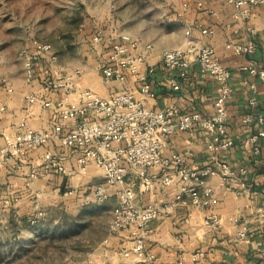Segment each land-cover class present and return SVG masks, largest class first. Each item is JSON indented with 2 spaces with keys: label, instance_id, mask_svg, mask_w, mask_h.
Segmentation results:
<instances>
[{
  "label": "crops",
  "instance_id": "1",
  "mask_svg": "<svg viewBox=\"0 0 264 264\" xmlns=\"http://www.w3.org/2000/svg\"><path fill=\"white\" fill-rule=\"evenodd\" d=\"M189 1L190 7L186 11H183L180 0L178 3L177 20L181 27L177 40L167 44L158 39L152 41L140 37L144 41L153 42V48L141 69L145 70L149 64L155 65L156 69L151 75L155 96L145 95L139 90L140 81L134 74H129L124 83L104 79L101 65L108 54L110 39L108 37L101 42L93 41V47L88 45L90 47L88 62L77 77V85L80 88L91 87L103 96L130 88L155 109L177 104L184 111L199 110L211 113L219 92V84L215 77L209 73H202L200 65L195 63L188 69V77L182 78L177 69L168 70L162 64L161 55L165 48H173L183 42L188 26L193 27L194 35L200 43L213 45L221 60L232 70L231 81L235 87L234 97L228 103V131L234 139V144L221 153V158L235 166L248 168L246 178L252 184L253 191L252 194L238 192L235 189L236 181L230 184L223 183L221 174L216 169L206 176L207 184L214 187L211 203L197 205L192 202L189 192L184 193L183 199L169 215L150 221L153 233L148 245L157 255L155 264H172L181 254L188 264H264V138L259 140L261 149L255 154L253 150L255 143L250 140V135L258 130L259 123L244 120L248 113L264 111V80L259 74L250 73L242 68L249 62L264 67V3L253 5L251 16L247 20H236L233 16L235 10L233 0H203L202 7L197 5L198 0ZM250 24L257 28L256 49L252 52L236 53L227 47L229 41L244 42L251 37L247 28ZM206 27L213 28V31L203 33L202 29ZM235 28L238 31H235ZM42 60L41 68L48 59L43 57ZM36 68V78L31 83L26 78L9 81L14 86L13 92H8L5 83L0 82V104L6 105L5 110H0V147L5 143V137L14 134L22 124L48 128L54 121L60 119L52 108L36 103L28 104L25 96L27 90L34 89L39 93L46 91L38 62ZM173 77L180 82V87L176 88L171 84ZM252 82L256 87H252ZM252 95L258 97V103L255 105L250 103ZM210 141V132L202 128L187 131L177 129L166 137L164 154L170 156L174 152H180L190 166L211 165L216 168L218 161L212 160L208 149ZM50 149L58 150L65 155V163L72 169L69 174H63L57 169H47L40 164ZM32 169L39 171L37 178L31 179ZM171 172L175 176L174 183H159L149 190L141 187L140 177L136 172H129L128 177L135 183L134 201L139 205H145L151 202L165 203L173 199L180 185V176L173 166L154 164L148 168L151 175ZM69 187L80 189L79 201L87 199L86 196L95 198L97 196L95 190L98 187L105 189L109 192L108 197L116 202L111 208L99 207L97 210L99 209V212L107 210L113 215V207L118 198L114 187L106 183L101 168L91 163L88 172H80L75 155L61 145L59 138L45 146L30 147L25 156L17 161H9L0 172V220L2 223L6 222L8 215L11 214L34 216L42 208L36 202V196L38 200L41 197L44 204L43 201L47 197L50 198L52 194L58 195ZM66 190L64 193L67 194ZM10 196H14L12 201L6 203L4 198ZM209 213L221 215L225 219L224 226L212 228L205 225L203 221ZM229 216L236 217L240 222L227 219ZM244 224H247L250 237L247 240H240L238 230ZM130 236L128 230L113 234L108 242L105 241V236L90 261H87L88 258L84 260L85 264H127L129 259L121 250L132 245ZM197 250L204 251V255L194 261L192 253Z\"/></svg>",
  "mask_w": 264,
  "mask_h": 264
},
{
  "label": "built area",
  "instance_id": "2",
  "mask_svg": "<svg viewBox=\"0 0 264 264\" xmlns=\"http://www.w3.org/2000/svg\"><path fill=\"white\" fill-rule=\"evenodd\" d=\"M181 7L186 11L190 7L189 0H181ZM236 20L248 19L251 16L253 5L264 3V0H233ZM197 5L202 7L203 0ZM212 12L217 13L215 10ZM251 37L244 42L229 41L227 47L236 53L252 52L256 49L257 28L248 25ZM203 33H210L213 28L202 29ZM235 31H238L235 28ZM105 37L109 39V49L101 70L104 79L125 82L129 74L139 79V90L149 96H155L151 75L156 67L153 64L142 70L151 49L152 41H144L140 37L110 36L97 32L93 35L94 42H101ZM51 42L38 41L34 49L24 56L26 79L35 81L37 61L46 57L48 61L42 65L41 73L46 91L39 93L34 89L27 90L25 96L28 104H39L52 108L60 119L54 121L48 128H37L30 124H22L14 134L5 137V143L0 147V172L11 160H19L27 154L30 147H39L49 144L59 138L61 145L75 155L78 170L86 173L89 165L94 163L103 170L105 181L114 187L117 203L109 225V234L105 241L122 230H128L132 245L124 247L122 252L128 258L127 264H155L157 255L148 245L153 233L150 221L160 216L169 215L183 199V194L189 192L191 200L197 205H208L212 201L213 185L207 184L206 176L219 170L223 183L236 181L235 189L238 192L252 194V184L246 175L248 168L235 166L221 158V153L234 144V139L228 131L229 111L228 103L234 97V88L231 78L232 70L221 60L216 48L210 43H200L194 35L193 27L188 26L185 39L177 46L167 47L162 51L161 62L168 70L177 69L182 78L188 77V69L195 63L200 65L202 73L212 74L219 84V92L214 100V110L203 113L199 110L184 111L177 104L164 109H155L147 104L143 97H138L130 88H124L111 95L103 96L91 87L80 88L77 77L82 69H69L67 64L56 62ZM244 70L259 74L264 80V67L255 62L242 66ZM8 92L14 91L12 83L4 78ZM171 84L178 88L180 82L173 77ZM256 87L255 83H251ZM251 104L258 103V97L252 95ZM6 105L0 104V110ZM245 121L254 120L259 123L256 132L250 135L254 141V153L260 152L259 140L264 138V111L248 113ZM202 128L211 134L209 151L212 160L218 161L213 166L193 167L186 162V157L180 152L166 156L164 153L165 139L174 130H193ZM47 169H57L63 174H69L72 169L65 163V155L58 150L48 151L40 163ZM154 164L173 166L180 176L179 189L175 197L165 203H147L139 205L134 201V180L128 177L134 171L140 177L141 187L144 190L153 188L156 184L174 183V173L151 175L148 168ZM31 179L39 176L37 169L30 172ZM75 189L69 187L66 192ZM206 194V195H205ZM96 195L105 198L109 195L105 189L97 188ZM14 196L4 198L10 203ZM43 214L39 210L32 218ZM227 219L239 223L240 221L229 216ZM204 224L212 228L224 226L225 219L217 213H209L204 218ZM247 225V224H246ZM245 224L240 226L238 237L247 240L250 231ZM204 251L192 253V259L197 261ZM172 264H188L184 255L178 256Z\"/></svg>",
  "mask_w": 264,
  "mask_h": 264
},
{
  "label": "rangeland",
  "instance_id": "3",
  "mask_svg": "<svg viewBox=\"0 0 264 264\" xmlns=\"http://www.w3.org/2000/svg\"><path fill=\"white\" fill-rule=\"evenodd\" d=\"M178 3L179 0H0V82H5L4 78L11 81L27 77L24 56L38 41L51 42L57 55L55 61L67 64L69 69L85 66L88 45L93 47L97 32L169 44L179 38ZM41 61H37L40 68ZM74 189L50 195L44 204L36 196L43 210L36 222L30 221L27 214L8 215L4 223L0 220V264L90 261L100 241L109 234L113 216L97 208H111L116 201L108 196H86L79 201L80 189Z\"/></svg>",
  "mask_w": 264,
  "mask_h": 264
},
{
  "label": "trees",
  "instance_id": "4",
  "mask_svg": "<svg viewBox=\"0 0 264 264\" xmlns=\"http://www.w3.org/2000/svg\"><path fill=\"white\" fill-rule=\"evenodd\" d=\"M32 218H33V216H32V215H30V216H29V220L31 221V220H32ZM40 218H41V216H36V221H38ZM36 221H35V222H36ZM32 222H33V221H32Z\"/></svg>",
  "mask_w": 264,
  "mask_h": 264
}]
</instances>
